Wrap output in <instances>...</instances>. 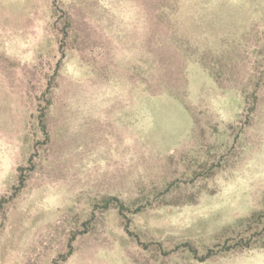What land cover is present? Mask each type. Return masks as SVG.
Returning a JSON list of instances; mask_svg holds the SVG:
<instances>
[{
  "label": "rangeland",
  "instance_id": "rangeland-1",
  "mask_svg": "<svg viewBox=\"0 0 264 264\" xmlns=\"http://www.w3.org/2000/svg\"><path fill=\"white\" fill-rule=\"evenodd\" d=\"M0 264H264V0H0Z\"/></svg>",
  "mask_w": 264,
  "mask_h": 264
},
{
  "label": "trees",
  "instance_id": "trees-1",
  "mask_svg": "<svg viewBox=\"0 0 264 264\" xmlns=\"http://www.w3.org/2000/svg\"><path fill=\"white\" fill-rule=\"evenodd\" d=\"M166 8V6L165 5H163V9H165ZM120 206H121V204H120Z\"/></svg>",
  "mask_w": 264,
  "mask_h": 264
}]
</instances>
